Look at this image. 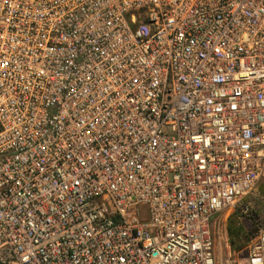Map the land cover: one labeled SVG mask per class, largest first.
Returning <instances> with one entry per match:
<instances>
[{"label":"built area","instance_id":"2783aa9c","mask_svg":"<svg viewBox=\"0 0 264 264\" xmlns=\"http://www.w3.org/2000/svg\"><path fill=\"white\" fill-rule=\"evenodd\" d=\"M262 176L264 0H0V264H264Z\"/></svg>","mask_w":264,"mask_h":264},{"label":"rangeland","instance_id":"374dc122","mask_svg":"<svg viewBox=\"0 0 264 264\" xmlns=\"http://www.w3.org/2000/svg\"><path fill=\"white\" fill-rule=\"evenodd\" d=\"M222 229L231 226H240L242 228L243 243L239 247L231 245L232 252L242 251L248 241L255 235L258 228L264 227V176H262L256 187L242 200H240L233 209H231L226 218H221ZM229 239V236L227 234Z\"/></svg>","mask_w":264,"mask_h":264},{"label":"trees","instance_id":"16d2710c","mask_svg":"<svg viewBox=\"0 0 264 264\" xmlns=\"http://www.w3.org/2000/svg\"><path fill=\"white\" fill-rule=\"evenodd\" d=\"M227 234L229 236V242L230 244L235 247H239L241 243H243V237L242 236V228L240 226L233 227L230 225V227L227 228Z\"/></svg>","mask_w":264,"mask_h":264}]
</instances>
